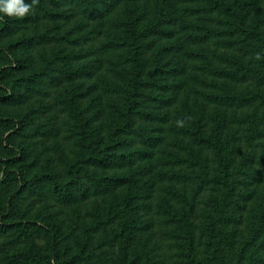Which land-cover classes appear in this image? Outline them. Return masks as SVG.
<instances>
[{
  "label": "trees",
  "instance_id": "1",
  "mask_svg": "<svg viewBox=\"0 0 264 264\" xmlns=\"http://www.w3.org/2000/svg\"><path fill=\"white\" fill-rule=\"evenodd\" d=\"M27 1L0 19V263L211 264L246 229L264 264V0Z\"/></svg>",
  "mask_w": 264,
  "mask_h": 264
},
{
  "label": "rangeland",
  "instance_id": "2",
  "mask_svg": "<svg viewBox=\"0 0 264 264\" xmlns=\"http://www.w3.org/2000/svg\"><path fill=\"white\" fill-rule=\"evenodd\" d=\"M29 2V1H27ZM31 5H33L31 2H29ZM33 8V6H32ZM33 11L28 14V15H32ZM31 21H33L32 19H30ZM36 25H43V27H51V24L47 21L46 18H41L40 20H37V22H35ZM33 27H36V25L34 24H30ZM37 28V27H36ZM39 29V27H38ZM47 56V55H46ZM249 167V165H248ZM248 181L247 178L244 175L239 176L237 182H236V193L233 196V200L232 203L229 207L230 211L229 214L226 218V220H228V217H230L231 219H233L232 217L236 218L238 215L242 214V211L240 210L242 206H244V201L242 200V193L243 191H245L247 188H249V186H247ZM228 209V210H229ZM48 210H43L42 214H44V218L48 216ZM108 221V219L106 220ZM228 223V222H227ZM226 223V224H227ZM232 227L229 225L228 229L230 230ZM246 233V229H244L242 231L241 236H234L233 234H230V232L228 231L227 234V239L226 241L223 243L222 247L220 248V250L216 253L214 252V260L211 262V264H237L236 257H237V250H238V246L234 245V241H240V239H242V235ZM103 240V244H101L100 247H111V244H106L108 241H106V238H109V236H103L100 237ZM25 238H22L21 240L23 241ZM110 239V238H109ZM97 241V240H96ZM95 241V242H96ZM7 249L9 250H13L12 247L7 246ZM219 256V257H218ZM3 262V261H2ZM0 264H7L5 262L0 263Z\"/></svg>",
  "mask_w": 264,
  "mask_h": 264
},
{
  "label": "clouds",
  "instance_id": "3",
  "mask_svg": "<svg viewBox=\"0 0 264 264\" xmlns=\"http://www.w3.org/2000/svg\"><path fill=\"white\" fill-rule=\"evenodd\" d=\"M33 11L27 0H0V19L7 17H25Z\"/></svg>",
  "mask_w": 264,
  "mask_h": 264
}]
</instances>
